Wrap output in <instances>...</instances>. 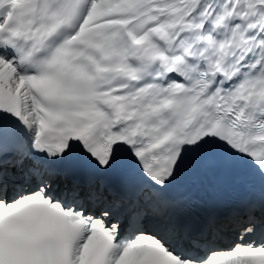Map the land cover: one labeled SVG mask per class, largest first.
<instances>
[{"label": "snow or ice", "instance_id": "snow-or-ice-1", "mask_svg": "<svg viewBox=\"0 0 264 264\" xmlns=\"http://www.w3.org/2000/svg\"><path fill=\"white\" fill-rule=\"evenodd\" d=\"M0 264H264V0H0Z\"/></svg>", "mask_w": 264, "mask_h": 264}]
</instances>
